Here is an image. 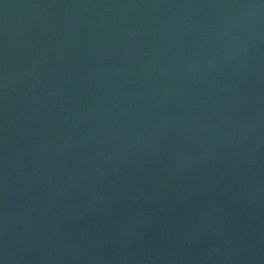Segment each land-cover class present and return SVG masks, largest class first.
Masks as SVG:
<instances>
[{
    "label": "water",
    "instance_id": "1",
    "mask_svg": "<svg viewBox=\"0 0 264 264\" xmlns=\"http://www.w3.org/2000/svg\"><path fill=\"white\" fill-rule=\"evenodd\" d=\"M0 264H264V0H0Z\"/></svg>",
    "mask_w": 264,
    "mask_h": 264
}]
</instances>
